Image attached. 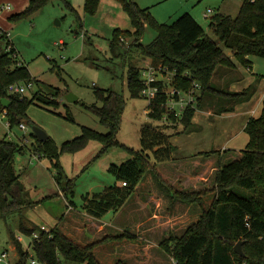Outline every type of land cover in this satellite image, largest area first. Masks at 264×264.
I'll use <instances>...</instances> for the list:
<instances>
[{
	"label": "rangeland",
	"instance_id": "1",
	"mask_svg": "<svg viewBox=\"0 0 264 264\" xmlns=\"http://www.w3.org/2000/svg\"><path fill=\"white\" fill-rule=\"evenodd\" d=\"M85 2L86 0H54L25 18L9 21L12 24V28L8 30L9 43L15 48L18 61L27 67L33 84L24 95L28 99L33 98L34 94L37 95L33 103L26 108L23 123L26 129L22 131L15 126L9 132L12 141L20 142L23 136L27 140L22 143L23 152L14 154L12 163L15 173L19 175L22 201L25 205L19 209L14 208L16 211L9 215L0 216V256L3 253L7 256L0 264H30L31 258L36 264H41L32 251L33 234H22L18 230L19 223L37 228L36 233L41 229L49 232L54 227L62 232L59 227H65L70 215L74 214L79 219H92L94 224L106 227H89L86 232L81 233L78 243L71 238L74 237V231L68 226L66 233L71 237L66 236L81 246L105 238H116L125 232L137 237L134 240L123 237L99 243L93 252L100 264H173L172 258L159 247V243L170 234L181 235L186 225L195 222L200 214L197 205H188L187 212L181 214L185 219L177 216L169 220L164 219L165 217L151 219L154 211L157 215H166L169 204L163 197V200L154 196L148 197V188L152 184L157 186L149 173L142 179L140 189L132 193L118 214L109 211L101 218L88 217L82 210V195H91L113 185L115 177L108 172V167L119 166L131 158L129 149H140L139 132L142 126H158L168 136L173 156L189 157L198 153V145L202 143L199 135L206 133L205 125L202 124L203 131L196 126L187 132L179 133L181 126L176 130L165 129L163 123L155 122L147 116L148 101L142 97H131L126 87L129 66L140 69L145 63L143 60L147 58L140 55L136 47L131 46L134 41L132 38L124 39L121 45L111 46L115 32H134L129 14L119 0H98L92 11L85 9ZM135 3L141 9H148L151 17L161 24H171L184 13L190 14L218 47L230 55V51L209 28V18L204 16V12L207 8H219L220 13L234 18L241 6L240 1L135 0ZM154 36L153 28L145 25L140 43L146 45ZM0 42V48L3 50L5 43L2 40ZM248 60L247 65L235 63L238 75L243 79L235 86V91H241L251 83L256 85V90L246 101V105L252 108L256 106L252 116L257 117L261 111L260 100L264 96V59L249 56ZM222 69L225 70L226 67L220 71ZM220 71H216L212 82L216 88L227 90L223 79H220ZM97 88L111 89L122 94L124 98V110L116 134L119 145L111 146L100 153L102 144L90 141L76 153L60 155L58 164L61 176L57 183L58 169L48 157L36 150L35 139L30 134L31 126L45 132L57 147L79 136L82 126L105 133L106 128L99 119L83 107L91 104L101 105L94 93ZM57 91L59 96L55 95L58 97H55V100L58 104L45 103L47 98ZM66 94L74 95L77 101L66 102ZM214 103L216 100L213 101L212 110L217 111V108L225 107L228 102L222 99L218 105ZM205 109L206 107L203 110ZM196 114L201 115L199 112ZM2 124L0 123V136L6 131ZM199 125L202 126L201 123ZM233 135L222 134L221 144L227 142L228 147L236 148V151L243 149L248 140L247 135L239 130L229 142ZM151 162L153 163L152 160ZM223 162L226 163L225 160ZM211 180L212 175L206 174L201 185L211 188ZM212 196L209 194L203 197L205 207L209 206ZM136 208H140V211H132ZM68 223L73 225L74 220ZM78 237L77 234L76 239ZM17 242H20L21 251L26 254L25 261H21L16 249ZM60 264L74 263L62 260Z\"/></svg>",
	"mask_w": 264,
	"mask_h": 264
},
{
	"label": "trees",
	"instance_id": "2",
	"mask_svg": "<svg viewBox=\"0 0 264 264\" xmlns=\"http://www.w3.org/2000/svg\"><path fill=\"white\" fill-rule=\"evenodd\" d=\"M51 1L54 0H28L26 8L12 15L10 20L25 18ZM97 1L86 0L85 9L92 11ZM119 1L131 18L134 32H115L111 46L121 45L124 39L132 38L134 41L131 46L136 47L140 55L149 58L151 66L161 65L174 72L171 86L183 92L191 89L193 83L200 86L195 108L185 111L179 125H162L163 128L176 130L181 126L179 133L187 132L192 129L194 113L205 104H213L216 100L214 104L218 105L220 100L225 99L228 103L225 107L217 108L216 112H232L235 105L248 101L254 94L256 85L253 84L240 92L214 86L212 78L216 68H232L234 62L190 14L184 13L171 24H161L151 17L148 9L139 8L135 0ZM145 25L153 28L155 36L150 43L143 45L140 39ZM208 26L241 65L249 63V56L264 59V0L241 3L234 18L215 13L209 18ZM6 45L3 50L0 48V101L7 99L10 102L6 108V118L12 129L24 123L26 108L33 103L37 94L28 99L25 95L8 93L10 84H27L31 78L27 67L14 57V47L5 50ZM140 72L141 69L134 66H129L127 70L126 87L131 97H141L143 86ZM94 93L101 105L83 107L99 119L106 128L105 133L82 126L79 136L58 147L51 138L40 142L30 133L35 139L36 150L48 157L58 169L57 183L61 176L58 164L60 155L76 153L90 141L102 144L100 153L119 145L116 134L124 110V98L111 89L97 88ZM55 95L59 96V92L48 97L45 103L58 104ZM165 98L164 93H159L148 104L147 116L151 120L159 122L162 119L166 112ZM169 119L175 122L173 115H169ZM244 133L248 140L242 150H211L177 161L172 158V148L164 131L156 125L146 124L139 132L140 149H129L131 158L119 166L108 167L115 182L100 192L82 195V210L93 218H101L109 211L117 212L149 173L166 194L170 202L168 210L176 203L184 207L197 205L200 210L198 219L186 225L181 235L170 234L159 243V247L172 258L174 264H264V100L260 114L247 120ZM23 150L22 142L9 141L4 135L0 136V216L9 215L16 211L14 208L25 205L19 175L12 164L14 154ZM207 161L211 163L210 166ZM200 163H206L205 171L212 175L211 188L201 185L197 190L174 186L177 172L197 167ZM121 182H125L126 186H121ZM209 194L213 196L209 206L205 207L203 197ZM36 230L23 222L19 224V231L26 236H31ZM38 233V240H32V251L35 258L45 264H60L62 260L74 264H100L93 252L99 243L123 237L137 238L125 232L116 238H105L81 246L56 227L49 232L38 230ZM10 236L13 237L11 233ZM237 242H242L243 258L233 252ZM16 249L21 261H25L26 254L21 251L20 242H17Z\"/></svg>",
	"mask_w": 264,
	"mask_h": 264
},
{
	"label": "crops",
	"instance_id": "3",
	"mask_svg": "<svg viewBox=\"0 0 264 264\" xmlns=\"http://www.w3.org/2000/svg\"><path fill=\"white\" fill-rule=\"evenodd\" d=\"M4 4H10L11 10L10 11H1V9H0V29L8 31L9 29L12 28V24L9 22L10 17L14 14H18V13L22 12L26 8V6L28 4V0H0V7ZM214 10H215V13H220L219 8L214 9ZM228 56L233 59L234 66L232 68H226L225 70L222 69L221 71H220V69L225 68V67H221V68L217 67L216 71H220V76H221L220 79H223V85L225 86V89L227 88V90H229L231 92H240V91H235L236 90L235 86H237V84L240 83L243 79L240 75H238L237 67L235 65V63L237 61L233 58L232 53L230 52V55H228ZM17 58H18V55H17ZM143 61L145 63H144V65H142L140 67V69H144V68L151 65L149 58H147V60H143ZM216 71H215V73H216ZM251 84H253V83H251ZM251 84H249V85H251ZM263 94H262V96H263ZM263 100H264V96L261 97L260 102H262ZM246 104H247V102L237 104L234 106V110L232 112H224V113H217L216 110L215 111L212 110L213 104H211V103L205 104V106L202 109H199L198 111L196 110V113L199 112V113H201L202 116L201 115L199 116L196 113H194V116L192 118V128L193 127L195 128L196 126H198L199 130L202 129V131H203V125L202 124H204L205 128H206V133L203 134V136L199 135V139L201 140L202 143H200L198 145V146H200L198 153L211 151V150L232 149L231 147H228L227 142L224 144H221V141H220L221 135L224 133L225 134H234L233 136H231L229 138L228 141L230 142L234 139V136H236V134L239 133V130L244 132L245 124L250 117H254V116H252V114L255 113V110L253 108L256 107L254 105V107L252 108L250 106H247ZM205 107H206V109L203 110ZM216 117H218V118H216ZM199 123H201L202 126H200ZM234 128H237V129L235 131L231 132V130H233ZM196 141H198V143H199L198 139ZM233 150H236V148L235 149L233 148ZM239 150H242V149H237V151H239ZM198 153H194V155H196ZM194 155L189 156V157L188 156L187 157H180V156H173V154H172V158H174L175 160L178 161V160L193 157ZM206 163H210V162L207 161ZM206 163L198 164V166H200V167L197 166V167H194L191 169H184L183 172H177L176 178H174V181H173L174 186L179 187L180 189L181 188L182 189L192 188V189H197V190L200 189L201 183H203V181L205 180V175L208 173L205 171ZM210 165H211V163L208 166H210ZM140 183L135 187L134 192H136L138 189H140V185H141ZM147 191L149 193L148 194L149 198H152L153 196L155 198L157 197L158 200H163L162 197L165 198L167 203L169 204L167 209L169 208L170 202H169L168 198L166 197V194L158 186H155L154 184H152L148 188ZM155 198H154V200H155ZM143 206H147V205L143 204ZM188 208H189V206L184 207V205H180V204L176 203L173 205V208H171V210H168L166 215L160 216V215H157L154 211L153 215L151 216V219L156 220L158 218L165 217L164 219L169 220L171 218H175L176 216L178 218L185 219L186 217L181 215V214H182V212H187ZM120 210H122V208H120L117 211V214L120 212ZM132 211H135V212L140 211V208H136ZM84 217H85V215H84ZM88 217H90V216L88 215ZM72 219L74 220V224L69 225L68 222ZM149 219H150V217H149ZM68 220L69 221L67 223H65V227L62 226V227H59V229H61V231L65 235L70 236V234H67L66 232H67L68 226L72 227V230L74 231L73 236L75 238L71 237V236L70 237L72 239H75V241L78 243H79V238H80L81 233L86 232V230L89 227H91V228H96V227L97 228L98 227L99 228L100 227L106 228L102 224H94L92 219H87V220L79 219L77 217V215H75V214L70 215V218ZM170 221H173V220H170ZM19 224H18V230H19ZM153 230H154V228H153ZM77 234L79 235V237L76 239ZM18 239H20V238H18ZM105 261H107V259Z\"/></svg>",
	"mask_w": 264,
	"mask_h": 264
},
{
	"label": "built area",
	"instance_id": "4",
	"mask_svg": "<svg viewBox=\"0 0 264 264\" xmlns=\"http://www.w3.org/2000/svg\"><path fill=\"white\" fill-rule=\"evenodd\" d=\"M241 3L245 2H254L255 0H238ZM1 11H10V4H4L0 7ZM215 14V10L213 8H207L204 12V16L206 18H210ZM9 32L6 30L0 29V40H3L7 45L5 50H9L12 46L9 43ZM14 57L17 58V54H14ZM174 76V72L169 71L167 68L159 65V66H148L141 70L140 79L142 82V90L140 91V96L145 98L148 101V104L153 102L156 95L159 93H164L166 95L164 108L166 110L165 114L162 116L160 120L163 125H179L180 120L182 119L185 111L189 108H195L197 103V98L199 94V84L193 83L191 89L186 92L179 91L173 86H171L172 78ZM160 85L162 86L160 88ZM33 87L32 82H28L27 84L23 83H13L7 87V91L10 94H19L23 96L27 90H30ZM198 91V93H197ZM6 108L0 107V123L6 129L5 138L9 141H12L11 136L9 135L10 128L9 123L6 118ZM169 115H173L175 118V122L169 119ZM6 120V122H3ZM18 128L20 130H25V126L21 123ZM20 142H26V138L23 136L19 140ZM121 186H126L125 182H121ZM42 230V229H41ZM45 231V230H43ZM33 240H38L39 233H33ZM6 254L3 253L0 256V263H3L6 259ZM173 264L174 261L172 260ZM30 264H36V261L31 258ZM45 264V263H41ZM245 264V263H243Z\"/></svg>",
	"mask_w": 264,
	"mask_h": 264
},
{
	"label": "water",
	"instance_id": "5",
	"mask_svg": "<svg viewBox=\"0 0 264 264\" xmlns=\"http://www.w3.org/2000/svg\"><path fill=\"white\" fill-rule=\"evenodd\" d=\"M64 99L68 103H74V102L77 101V97H75L72 94H66L64 96ZM9 103L10 102L7 99H2L0 101L1 106L4 107V108H7L9 106ZM31 133L40 142H43V141H45L48 138V136L46 135V133L43 132L40 128H38L36 126H31ZM233 252L237 256H239L241 258L245 257V255H244V253L242 251V242H237L235 244V246L233 247Z\"/></svg>",
	"mask_w": 264,
	"mask_h": 264
}]
</instances>
